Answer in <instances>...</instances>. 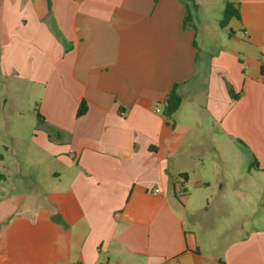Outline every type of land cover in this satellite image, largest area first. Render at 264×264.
I'll list each match as a JSON object with an SVG mask.
<instances>
[{"label": "crops", "instance_id": "crops-1", "mask_svg": "<svg viewBox=\"0 0 264 264\" xmlns=\"http://www.w3.org/2000/svg\"><path fill=\"white\" fill-rule=\"evenodd\" d=\"M200 7L214 29L188 0H0V264H264V214L217 257L187 228L197 137L249 158L264 196V0Z\"/></svg>", "mask_w": 264, "mask_h": 264}, {"label": "rangeland", "instance_id": "rangeland-1", "mask_svg": "<svg viewBox=\"0 0 264 264\" xmlns=\"http://www.w3.org/2000/svg\"><path fill=\"white\" fill-rule=\"evenodd\" d=\"M196 1L198 2V0H188L191 11L196 12L202 21L207 20L210 27L214 29L215 21H219L217 10L200 7L201 9L197 12L195 9ZM193 20L197 26L198 21L195 18ZM216 35L226 36L229 35V31L217 26ZM5 99V96L1 99L3 106L5 105ZM27 115L33 117L32 112H28ZM179 133L182 136V131ZM8 140L10 142V138H6L3 131L0 134V143ZM18 140H21L17 142L20 147L26 148V146L32 144L29 137L28 139L22 140L20 138ZM193 141L194 146L191 150L198 154L197 157L200 163L201 161L204 162V166H197L193 162L188 166L192 176L189 190L192 191V182L200 177L210 182V188L206 190L209 195L204 205L195 212L188 211L187 228H191L196 232L207 254L213 257L222 256L225 246L231 240L242 236L245 229L259 226V219L264 214V196L261 198L256 197L257 192L253 188L257 182L256 176L251 177L247 174L250 163L249 158H241L236 150H232V153L228 154L227 158H223V160L215 145H212L209 139L197 137ZM0 151L6 152L4 145L0 147ZM240 187L243 189L244 194L236 197L235 190ZM181 188H184V186L181 185ZM182 194L184 195L183 192Z\"/></svg>", "mask_w": 264, "mask_h": 264}, {"label": "trees", "instance_id": "trees-1", "mask_svg": "<svg viewBox=\"0 0 264 264\" xmlns=\"http://www.w3.org/2000/svg\"><path fill=\"white\" fill-rule=\"evenodd\" d=\"M188 17L190 18V13L187 15V21L190 20ZM233 17H237V18L240 17L239 8L234 3L227 1L224 11V18L221 21V26L225 27ZM182 102L183 99L181 95L177 92L175 87L167 96L165 101V106L162 112L167 122L172 123V116L181 107ZM86 110H87L86 101L83 100L80 103L77 115L78 116L83 115L86 112Z\"/></svg>", "mask_w": 264, "mask_h": 264}, {"label": "built area", "instance_id": "built-area-1", "mask_svg": "<svg viewBox=\"0 0 264 264\" xmlns=\"http://www.w3.org/2000/svg\"><path fill=\"white\" fill-rule=\"evenodd\" d=\"M159 110V109H158ZM102 264H109V263H107V262H103Z\"/></svg>", "mask_w": 264, "mask_h": 264}]
</instances>
